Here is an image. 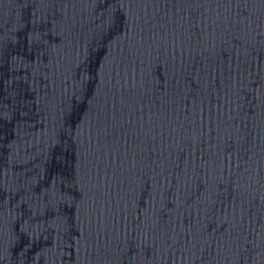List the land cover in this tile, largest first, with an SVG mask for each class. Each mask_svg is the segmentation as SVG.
<instances>
[{"label":"water","instance_id":"obj_1","mask_svg":"<svg viewBox=\"0 0 264 264\" xmlns=\"http://www.w3.org/2000/svg\"><path fill=\"white\" fill-rule=\"evenodd\" d=\"M0 264H264V0H0Z\"/></svg>","mask_w":264,"mask_h":264}]
</instances>
